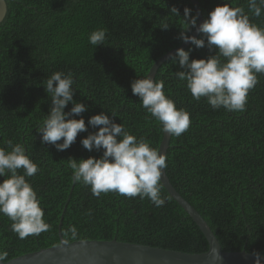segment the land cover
Here are the masks:
<instances>
[{
    "label": "trees",
    "instance_id": "obj_1",
    "mask_svg": "<svg viewBox=\"0 0 264 264\" xmlns=\"http://www.w3.org/2000/svg\"><path fill=\"white\" fill-rule=\"evenodd\" d=\"M20 1L5 0L6 8L8 7L6 15L8 16L6 17L5 15L0 23V147L5 148L6 151H11L6 144L8 140H11L13 144H22L29 158L31 157L30 159L38 165L40 171L34 177L28 178V180L36 191L37 196L40 197H38L40 206L44 209L46 215H44L45 222L50 224L52 221V223L49 231L42 232L39 236H30L21 240L11 230L12 221L8 217L0 215V249L6 250L11 260L24 254L57 246L60 243L58 223L65 208L60 233L62 239L64 241L67 240V243L74 241L116 240L123 243L128 241L131 244L149 245V247L151 245L152 248L163 249L164 247V250L188 254L206 252L208 246L203 235L181 207L167 194L163 186L161 195L166 199V202L162 207L158 208L147 198L141 200L138 196L129 198L114 192H108L110 194L103 193L100 198L95 197L91 194L90 187L71 182L72 171L67 167V160L70 157L77 160H86L89 157L99 159L102 156V150L100 152H96L95 149L92 152L85 151L86 149L80 144L83 138L90 132L98 131V128L93 129L89 126L87 133H79L76 142L64 151H58L50 144H42V134L36 131V128L43 123L45 116L49 114L51 107V99L46 94L44 87L46 86V80L52 73L63 71L65 74L71 73L75 80L73 85L76 90V94L73 96L74 100H79V103L85 104L86 108L88 107L87 111L89 108L91 110L88 113L85 111L80 115L84 120L86 119V126L88 119L94 114L98 115V112H106V114H110V118L111 114L115 113V123H122L126 130L136 136L137 139L144 138L148 142V139H150L151 147L158 149L162 139V128L144 110L140 98L133 95L131 85L136 79L146 78L150 67L157 59L183 43L179 36L182 29L181 20L184 16V9H191L190 15L196 16L189 0ZM196 1L199 3V10L204 21L215 7L223 6L224 3V0ZM225 2L233 7L244 6L245 13H248L249 16L251 15L248 12L247 0H225ZM173 7L178 9L179 16L171 12ZM253 17L252 15L250 16L251 22L264 27V13H262V17ZM165 24L169 27L166 30L162 29ZM97 29H106V40L105 45L96 47L89 43V35ZM194 30L195 28L185 34L192 35ZM196 38H203V35L199 33ZM190 49V60L206 59L208 56L215 54V50L209 51L207 41H205L204 48L197 49L190 44L184 50L189 51ZM5 69L8 71H5ZM179 70L182 69L179 68L178 64L172 63V58H170L159 67L154 78L157 82L164 81L165 95L171 98L175 105L177 104V109L183 108L187 112L190 111V120L192 118L191 126L187 132L180 137L174 135L170 137L165 155L167 167L164 170L166 176L174 189H177L176 191L181 194L180 196L184 197L183 199L190 203L196 211L198 210L197 212L199 215L201 214L202 218L205 217L203 220L205 222L211 221V223H206L214 236H217L216 239L223 252L244 251L248 254L258 252L264 256V150L259 149V147L264 149V74L258 75V84L248 93V105L246 104L244 111L228 112L220 108L218 111L215 110L217 114L211 105L207 103L206 98L202 97L198 101L192 98L184 84L174 76L173 72ZM12 72L14 74H11ZM39 92L42 94H39ZM82 96L84 97L82 98ZM32 102L33 104H31ZM202 103L204 105L205 103L207 104L204 107ZM70 106L72 107L73 105L69 103L64 111H70ZM145 113L146 115H144ZM217 115L218 117H216ZM80 116L72 118L80 119ZM200 119L203 122H200ZM204 121H206V124ZM199 122L202 124L200 125ZM146 123L150 127L149 125L146 127ZM158 135L159 139L157 138ZM208 135L209 137H207ZM226 138H228V141ZM62 142L61 140L58 143ZM212 143L214 144L212 145ZM232 147L235 148L233 149ZM52 158L55 159L53 160ZM20 172L22 174L23 170L21 169ZM258 172L260 173L258 174ZM5 178L7 177H3L0 183ZM199 187H201V190ZM72 194L75 195L73 196ZM61 197L64 198L61 199ZM68 199L69 201L67 202ZM114 199L116 200L114 201ZM202 200L205 202L203 203ZM121 205L122 208L124 207L123 209ZM178 213H181V215ZM213 215L214 217H212ZM236 216L239 217L235 218ZM52 218L53 220H51ZM104 222L107 223L104 224ZM70 226L76 227L78 232L77 239H71L70 233L65 235Z\"/></svg>",
    "mask_w": 264,
    "mask_h": 264
},
{
    "label": "clouds",
    "instance_id": "obj_2",
    "mask_svg": "<svg viewBox=\"0 0 264 264\" xmlns=\"http://www.w3.org/2000/svg\"><path fill=\"white\" fill-rule=\"evenodd\" d=\"M248 12L254 17L264 13V0H247ZM179 16L175 7L171 9ZM191 9H184L179 38L191 43L197 49L207 47L215 55L206 59L190 60V52L177 49L172 63L180 71L174 72L194 100L206 98L213 110L223 108L228 112H242L247 104L248 93L258 84V75L264 74V27L250 21L242 6L233 7L225 2L208 14V18L197 27V16H191ZM167 24L162 29H168ZM203 35L197 39L186 35L191 29ZM106 29H97L89 35V43L105 45ZM75 80L71 73L57 71L46 80L45 91L51 99L49 114L36 131L42 134V144L53 145L58 151L68 149L76 142L79 133L87 132L90 126L98 131L89 133L80 143L89 152L102 150L97 159L77 160L69 158L67 167L72 170L71 182L90 187L91 194L100 197L102 193L114 192L129 198H147L154 206L162 207L166 199L161 195L163 170L167 167L166 156L150 146L144 138L137 139L125 126L114 122L106 112L85 120L72 118L87 111L86 105L73 99ZM165 84L146 77L136 79L132 93L138 96L142 107L161 126L162 131L180 137L188 131L191 120L185 109H177L175 102L164 92ZM73 106L65 112L67 105ZM62 143H58L59 141ZM11 151L0 147V177H7L0 183V215L8 217L11 230L21 240L39 236L50 229L44 220V210L28 178L35 176L39 167L28 155L22 144L6 142ZM23 174H20V170ZM71 239L78 238L75 226L65 233ZM67 243V240L64 241ZM255 264H261V254L252 253ZM219 260V255L215 257ZM0 262L11 264L9 253L0 249Z\"/></svg>",
    "mask_w": 264,
    "mask_h": 264
},
{
    "label": "water",
    "instance_id": "obj_3",
    "mask_svg": "<svg viewBox=\"0 0 264 264\" xmlns=\"http://www.w3.org/2000/svg\"><path fill=\"white\" fill-rule=\"evenodd\" d=\"M192 8L198 17L197 27L204 20L199 10V3L196 0H189ZM5 0H0V23L6 15ZM199 32L195 29L192 36L197 37ZM191 43H182L179 47L167 52L150 67L146 77L153 79L157 70L170 58L175 56L177 49H185ZM171 135L162 131V139L158 146L159 152L166 155ZM3 177L0 178V181ZM162 186L172 200L181 207L192 222L199 229L206 240L208 249L204 253L188 254L177 251L152 248L149 246L123 243L116 240L111 241H74L65 243L60 230L62 224V211L58 223V238L60 243L57 246L41 249L36 252L21 255L11 259V264H255L252 254L244 251L223 252L221 246L211 232L207 223L199 213L186 201L170 184L163 170ZM69 199L67 200V202ZM220 257L216 260L215 257ZM3 264V262H0ZM261 264H264V256L261 255Z\"/></svg>",
    "mask_w": 264,
    "mask_h": 264
},
{
    "label": "bare ground",
    "instance_id": "obj_4",
    "mask_svg": "<svg viewBox=\"0 0 264 264\" xmlns=\"http://www.w3.org/2000/svg\"><path fill=\"white\" fill-rule=\"evenodd\" d=\"M20 1V0H19ZM54 1V0H53ZM61 1V0H60ZM10 2V1H9ZM21 2V1H20ZM46 2V1H45ZM11 3V2H10ZM9 3V4H10ZM23 3V2H22ZM47 3H49L48 1H47ZM54 3V2H53ZM56 3H57V1H56ZM132 3V2H131ZM246 3V2H245ZM12 4V3H11ZM37 4V3H36ZM42 4V3H41ZM62 4V3H61ZM166 4H167V2H166ZM33 5H34V3H33ZM57 5V4H56ZM9 6V5H8ZM16 6V5H15ZM48 6V5H47ZM54 6H55V4H54ZM117 6V5H116ZM12 7V6H11ZM30 7H32V6H30ZM128 7H130V6H128ZM244 7V6H243ZM8 8V7H7ZM13 8V7H12ZM47 8V7H46ZM112 8V7H111ZM127 8V7H126ZM11 9V8H10ZM131 9V8H130ZM116 11V10H115ZM247 12V11H246ZM131 13H132V11H131ZM7 14V13H6ZM14 14V13H13ZM248 14V13H247ZM249 15V14H248ZM8 15H6V17H7ZM12 16V15H11ZM251 16V15H250ZM261 17H262V15H261ZM254 18V17H253ZM256 18V17H255ZM259 19V18H258ZM261 19V18H260ZM130 20H131V18H130ZM253 21V20H252ZM263 21H264V18H263ZM132 22V21H131ZM259 23V22H258ZM130 24V23H129ZM179 24V23H178ZM260 24V23H259ZM263 24V23H262ZM134 25V24H133ZM130 26V25H129ZM133 27V26H132ZM125 28H127V27H125ZM134 29V28H133ZM127 30V29H126ZM122 33V32H121ZM128 33V32H127ZM125 34V33H124ZM199 34V33H198ZM115 36V35H114ZM117 36V35H116ZM129 36V35H128ZM215 55V54H214ZM45 60V59H44ZM58 65V64H57ZM60 65V64H59ZM51 67V66H50ZM52 68V67H51ZM1 69V68H0ZM44 69V68H43ZM71 69V68H70ZM13 70H14V68H13ZM54 70V69H53ZM2 71V70H1ZM5 71H8V70H6L5 69ZM17 71V70H16ZM24 71V70H23ZM180 71V70H179ZM10 72V71H9ZM60 72H63V71H60ZM78 72H80V71H78ZM82 72V71H81ZM14 73H15V71H14ZM13 72L11 73V74H14ZM67 73V72H66ZM69 73V72H68ZM75 73V72H74ZM87 73H90V72H87ZM174 73V72H173ZM1 74V73H0ZM6 74V73H5ZM19 74V73H18ZM81 74V73H80ZM92 74V73H91ZM167 74V73H166ZM16 75V74H15ZM11 76H13V75H11ZM103 76V75H102ZM76 77H78V76H76ZM87 77V76H86ZM80 78V77H79ZM85 78V77H84ZM83 78V79H84ZM12 79V78H11ZM15 79V78H14ZM77 79V78H76ZM18 80V79H17ZM92 80V79H91ZM259 80V79H258ZM1 81V80H0ZM106 81V80H105ZM261 81V80H260ZM83 82H85V81H83ZM264 82V81H263ZM11 83H13V82H11ZM27 83V82H26ZM78 83V82H77ZM76 83V84H77ZM92 83V82H91ZM75 84V85H76ZM82 84V83H81ZM22 85V84H21ZM85 85V84H84ZM16 86V85H15ZM32 86V85H31ZM78 86V85H77ZM90 86V85H89ZM94 86V85H93ZM101 86H103L102 84H101ZM107 86V85H106ZM181 86V85H180ZM88 87V86H87ZM98 87V86H97ZM126 87V86H125ZM182 87V86H181ZM3 88H5V87H3ZM37 88V87H36ZM82 88V87H81ZM85 88V87H84ZM95 88V87H94ZM93 88V89H94ZM99 88H100V86H99ZM98 88V89H99ZM124 88V87H123ZM170 88V87H169ZM178 88V87H177ZM1 89V88H0ZM78 89V88H77ZM101 89V88H100ZM259 89V88H258ZM13 90V89H12ZM21 90V89H20ZM31 90V89H30ZM110 90V89H109ZM256 90V89H255ZM260 90V89H259ZM82 91V90H81ZM99 91V90H98ZM104 91H105V89H104ZM41 92V91H40ZM39 92V94H42V93H40ZM84 92V91H83ZM93 92V91H92ZM97 92V91H96ZM103 92V91H102ZM27 93V92H26ZM105 93V92H104ZM167 93H169V92H167ZM175 93H177V92H175ZM174 93V94H175ZM179 93V92H178ZM257 93V92H256ZM12 94V93H11ZM28 94V93H27ZM26 94V95H27ZM34 94V93H33ZM76 94V93H75ZM74 94V95H75ZM95 94V93H94ZM113 94H114V92H113ZM264 94V93H263ZM1 95H2V93H1ZM9 95V94H8ZM23 95H24V93H23ZM29 95V94H28ZM27 95V96H28ZM180 95V94H179ZM36 96V95H35ZM79 96V95H78ZM127 96V95H126ZM125 96V97H126ZM167 96V95H166ZM178 96V95H177ZM1 97V96H0ZM44 97H45V95H44ZM84 96H82V98H83ZM92 97V96H91ZM117 97V96H116ZM119 97V96H118ZM132 97V96H131ZM26 99H27V97H25ZM120 98V97H119ZM260 98V97H259ZM263 98V97H262ZM1 99V98H0ZM50 99V98H49ZM74 99V98H73ZM87 99V98H86ZM91 99V98H90ZM93 99V98H92ZM261 99V98H260ZM6 100V99H5ZM15 100V99H14ZM30 100V99H29ZM29 100H27V101H29ZM34 100V99H33ZM39 100V99H38ZM76 100V99H75ZM99 100V99H98ZM135 100V99H134ZM43 102H44V100H42ZM79 100H77V102H78ZM84 101H86V100H84ZM100 101V100H99ZM251 101V100H250ZM253 101V100H252ZM5 102V101H4ZM9 102V101H8ZM36 102V101H35ZM46 102V101H45ZM248 102V101H247ZM3 103V102H2ZM39 103V102H38ZM47 103H49V102H47ZM85 103V102H84ZM88 103H90V102H88ZM137 103H138V101H137ZM180 103V102H179ZM178 103V104H179ZM5 104V103H4ZM7 104H10V103H7ZM24 104V103H23ZM30 104V103H29ZM31 104H33V102L31 103ZM46 104V103H45ZM104 104H105V101H104ZM203 104V103H202ZM207 103H205V105H206ZM259 104V103H258ZM258 104H256V105H258ZM37 105V104H36ZM99 105V104H98ZM101 105H103V104H101ZM177 105V104H176ZM187 105V104H186ZM186 105H184V106H186ZM204 105V104H203ZM205 105H204V107H205ZM248 105V104H247ZM43 106H44V104H43ZM88 106V105H87ZM103 106H105V105H103ZM102 106V107H103ZM107 106V105H106ZM140 106V105H139ZM191 106V105H190ZM200 106V105H199ZM71 107V106H70ZM141 107V106H140ZM249 107V106H248ZM67 108V107H66ZM69 108V107H68ZM72 108V107H71ZM88 108V107H87ZM107 108V107H106ZM193 108H194V106H193ZM199 108V107H198ZM246 108V107H245ZM256 108V107H255ZM94 109V108H93ZM96 109H97V107H96ZM139 109V108H138ZM143 109V108H142ZM191 109H192V107H191ZM145 110V109H144ZM188 110V109H187ZM196 110V109H195ZM195 110H194V112H195ZM206 110V109H205ZM88 111H91L90 110V108H89V110ZM88 111H87V113H88ZM198 111V110H197ZM207 111V110H206ZM218 111V110H217ZM102 112V111H101ZM141 112H143V111H141ZM190 112V111H189ZM214 112H216L215 110H214ZM249 112V111H248ZM90 113V112H89ZM92 113H94V112H92ZM207 113V112H206ZM217 113V112H216ZM221 113V112H220ZM86 114V113H85ZM98 114H100L99 112H98ZM143 114V113H142ZM192 114H193V112H192ZM199 114V113H198ZM197 114V115H198ZM218 114V113H217ZM95 115V114H94ZM110 115V114H109ZM144 115H146V113L144 114ZM234 115H237V114H234ZM239 115V114H238ZM243 115V114H242ZM249 115H251V114H249ZM204 116H205V114H204ZM210 116V115H209ZM222 116V115H221ZM81 117V116H80ZM216 117H218V115L216 116ZM237 117V116H236ZM246 117V116H245ZM261 117V116H260ZM202 118V117H201ZM212 118H213V116H212ZM221 118V117H220ZM219 118V119H220ZM224 118V117H223ZM145 119V118H144ZM218 119V118H217ZM225 119V118H224ZM229 119V118H228ZM249 119V118H248ZM86 120V119H85ZM191 120H192V118H191ZM201 120V119H200ZM204 120V119H203ZM151 121V120H150ZM207 121H208V119H207ZM228 121V120H227ZM240 121V120H239ZM252 121V120H251ZM86 122V121H85ZM88 122V121H87ZM192 122V121H191ZM200 122H203L202 120L200 121ZM199 122V123H200ZM206 121H204V123H205ZM245 122V121H244ZM261 122H262V119H261ZM264 122V121H263ZM144 123H145V121H144ZM148 123V122H147ZM147 123H146V127L149 125H147ZM224 123V122H223ZM118 124V123H117ZM195 124H196V122H195ZM202 123H200V125H201ZM206 124V123H205ZM236 124V123H235ZM246 124H248V123H246ZM191 126V125H190ZM215 126V125H214ZM259 126V125H258ZM149 127H150V125H149ZM254 127V126H253ZM264 127V126H263ZM262 127V128H263ZM256 128V127H255ZM197 129V128H196ZM260 129V128H259ZM233 130V129H232ZM97 131V130H96ZM154 131V130H153ZM207 131H208V129H207ZM238 131V130H237ZM242 131V130H241ZM251 131H252V129H251ZM257 131V130H256ZM264 131V130H263ZM217 132V131H216ZM221 132H222V130H221ZM229 132V131H228ZM261 132V131H260ZM87 133V132H86ZM91 133V132H90ZM155 133V132H154ZM198 133V132H197ZM209 133V132H208ZM252 133V132H251ZM259 133V132H258ZM258 133H257V136H258ZM148 134H149V132H148ZM147 134V135H148ZM153 134V133H152ZM187 134V133H186ZM216 134V133H215ZM220 134V133H219ZM238 134V133H237ZM249 134V133H248ZM253 134V133H252ZM225 135V134H224ZM239 135V134H238ZM256 135V134H255ZM259 135H260V133H259ZM262 135H263V133H262ZM86 136V135H85ZM221 136V135H220ZM226 136H228V135H226ZM230 136V135H229ZM253 137H254V135H252ZM261 136V135H260ZM87 137V136H86ZM85 137V138H86ZM159 137V135L157 136V138ZM161 137V136H160ZM183 137V136H182ZM204 137V136H203ZM207 137H209V135L207 136ZM224 137V136H223ZM223 137H222V139H223ZM240 137V136H239ZM28 138V137H27ZM153 138V137H152ZM156 138V137H155ZM230 138V137H229ZM159 139V138H158ZM200 139V138H199ZM221 139V138H220ZM227 139V141H228V138H226ZM225 139V140H226ZM261 139V138H260ZM26 140V139H25ZM149 140V142H150V139H148ZM206 140V139H205ZM230 140H232V139H230ZM240 140V139H239ZM257 140V139H256ZM32 141V140H31ZM158 141V140H157ZM243 141V140H242ZM245 141V140H244ZM255 141V140H254ZM235 142V141H234ZM225 143V142H224ZM236 143H239V142H236ZM41 144V143H40ZM81 144V143H80ZM211 144V143H210ZM214 143H212V145H213ZM242 144V143H241ZM255 144V143H254ZM31 145V144H30ZM37 145V144H36ZM39 145V144H38ZM82 145V144H81ZM182 145V144H181ZM217 145V144H216ZM227 145V144H226ZM239 145V144H238ZM250 145V144H249ZM151 146V145H150ZM259 146V145H258ZM37 147V146H36ZM154 147H156V146H154ZM190 147V146H189ZM201 147V146H200ZM225 147V146H224ZM80 148V147H79ZM186 148V147H185ZM190 148H192V147H190ZM221 148V147H220ZM228 148V147H227ZM233 148V147H232ZM235 148V147H234ZM233 148V149H234ZM32 149V148H31ZM30 149V150H31ZM72 149H73V147H72ZM76 149V148H75ZM177 149V148H176ZM194 149V148H193ZM196 149V148H195ZM200 149V148H199ZM222 149V148H221ZM225 149H226V147H225ZM225 149H223V150H225ZM237 149V148H236ZM259 149L260 150H264V149H261V147H259ZM79 150V149H78ZM212 150H214V149H212ZM220 150V149H219ZM85 151H87V150H85ZM94 151V150H93ZM185 151V150H184ZM188 151V150H187ZM193 151V150H192ZM230 151V150H229ZM233 151V150H232ZM97 152V151H96ZM96 152H94V153H96ZM262 152V151H261ZM169 153V152H168ZM186 153V152H185ZM194 153V152H193ZM264 153V152H263ZM55 154V153H54ZM77 154V153H76ZM87 154V153H86ZM89 154V153H88ZM188 154V153H187ZM258 154V153H257ZM260 154V153H259ZM26 155H28V154H26ZM49 155H51V154H49ZM53 155V154H52ZM191 155V154H190ZM216 155V154H215ZM236 155V154H235ZM241 155V154H240ZM58 156V155H57ZM185 156V155H184ZM186 156H188V155H186ZM223 156V155H222ZM51 157V156H50ZM53 157V156H52ZM193 157V156H192ZM210 157V156H209ZM208 157V158H209ZM221 157V156H220ZM31 158V157H30ZM53 159V158H52ZM55 159V158H54ZM53 159V160H54ZM183 159V158H182ZM187 159V158H186ZM222 159V158H221ZM263 159V158H262ZM202 160V159H201ZM260 160V159H259ZM57 161V160H56ZM207 161V160H206ZM226 161H227V158H226ZM229 161V160H228ZM263 161V160H262ZM60 163V162H59ZM210 163V162H209ZM219 163V162H218ZM223 163V162H222ZM187 164H188V162H187ZM226 164V163H225ZM189 165V164H188ZM223 165V164H222ZM207 166H209V165H207ZM211 166V165H210ZM213 166V165H212ZM226 166V165H225ZM228 166V165H227ZM65 167V166H64ZM218 167V166H217ZM224 167V166H223ZM229 167V166H228ZM227 167V168H228ZM235 168V167H234ZM233 168V169H234ZM237 168V167H236ZM187 169V168H186ZM205 169V168H204ZM243 169V168H242ZM239 170H240V168H239ZM72 171V170H71ZM195 171V170H194ZM203 171V170H202ZM201 171V172H202ZM206 171V170H205ZM63 172H64V169H63ZM21 173V172H20ZM55 173V172H54ZM207 173V172H206ZM260 172H258V174H259ZM22 174H23V172H22ZM62 174V173H61ZM68 174V173H67ZM195 174V173H194ZM201 174V173H200ZM228 174V173H227ZM43 175V174H42ZM64 175H65V173H64ZM72 175V174H71ZM190 175V174H189ZM197 175H198V173H197ZM202 175V174H201ZM229 175V174H228ZM52 176V175H51ZM56 176V175H55ZM54 176V177H55ZM63 176V175H62ZM61 176V177H62ZM69 176V175H68ZM191 176V175H190ZM196 176V175H195ZM205 176V175H204ZM234 176V175H233ZM240 176V175H239ZM259 176V175H258ZM34 177V176H33ZM47 177H49V176H47ZM53 177V176H52ZM65 177H66V175H65ZM65 177H64V179H65ZM208 177V176H207ZM250 177V176H249ZM32 178V177H31ZM43 178V177H42ZM59 178V177H58ZM186 178V177H185ZM237 178V177H236ZM45 179V178H44ZM48 179V178H47ZM68 179V178H67ZM226 179V178H225ZM59 180V179H58ZM171 180H172V178H171ZM170 180V181H171ZM187 180V179H186ZM229 180V179H228ZM233 180V179H232ZM242 180V179H241ZM177 181H178V179H177ZM222 181V180H221ZM238 181V180H237ZM264 181V180H263ZM212 182V181H211ZM215 182V181H214ZM217 182V181H216ZM219 182V181H218ZM239 182V181H238ZM242 182V181H241ZM172 183V182H171ZM179 183V182H178ZM181 183V182H180ZM208 183V182H207ZM52 184V183H51ZM58 184V183H57ZM67 184H69V183H67ZM173 184H175V183H173ZM177 184V183H176ZM206 184V183H205ZM204 184V185H205ZM216 184V183H215ZM223 184V183H222ZM236 184V183H235ZM186 185V184H185ZM214 185V184H213ZM213 185H212V187H213ZM226 185V184H225ZM59 186V185H58ZM195 186V185H194ZM199 186V185H198ZM217 186H219V185H217ZM229 186V185H228ZM55 187V186H54ZM50 188H52V187H50ZM82 188V187H81ZM80 188V189H81ZM185 188V187H184ZM197 188V187H196ZM200 188V190H201V187H199ZM208 188H209V186H208ZM214 188V187H213ZM223 188V187H222ZM53 189V188H52ZM67 189V188H66ZM204 189V188H203ZM82 190V189H81ZM86 190H88V189H86ZM177 190V189H176ZM196 190V189H195ZM208 190V189H207ZM179 191V190H178ZM223 191V190H222ZM233 191H235V190H233ZM60 192V191H59ZM73 192V191H72ZM210 192H212L211 190H210ZM58 193V192H57ZM64 193V192H63ZM73 193H75V192H73ZM87 193V192H86ZM89 193H90V191H89ZM192 193V192H191ZM213 193V192H212ZM103 194V193H102ZM108 194H110V193H108ZM114 194V193H113ZM200 194V193H199ZM41 195V194H40ZM44 195H46V194H44ZM48 195V194H47ZM46 195V196H47ZM73 195V194H72ZM75 195V194H74ZM73 195V196H74ZM91 195V194H90ZM181 195V194H180ZM42 196V195H41ZM49 196V195H48ZM51 196H53V195H51ZM81 196V195H80ZM92 196V195H91ZM105 196V195H104ZM103 196V197H104ZM107 196V195H106ZM167 196V195H166ZM198 196V195H197ZM37 197H39V196H37ZM58 197V196H57ZM72 197V196H71ZM114 197V196H113ZM120 197V196H119ZM40 198V197H39ZM38 198V199H39ZM45 198V197H44ZM62 198H64V197H61V199ZM88 198V197H87ZM100 198V197H99ZM184 198V197H183ZM187 198V197H186ZM209 198V197H208ZM56 199V198H55ZM190 199V198H189ZM199 199V198H198ZM40 200V199H39ZM64 200V199H63ZM84 200V199H83ZM90 200V199H89ZM101 200V199H100ZM104 200V199H103ZM102 200V201H103ZM110 200V199H109ZM116 199H114V201H115ZM191 200V199H190ZM196 200V199H195ZM43 201V200H42ZM59 201V200H58ZM76 201V200H75ZM92 201V200H91ZM90 201V202H91ZM106 201V200H105ZM111 201H113V200H111ZM119 201V200H118ZM120 201H122V200H120ZM192 201H193V199H192ZM207 201V200H206ZM62 202V201H61ZM92 202H94V201H92ZM97 202V201H96ZM127 202H129V200H127ZM142 202V201H141ZM190 202V201H189ZM202 202L204 203L205 201H203L202 200ZM47 203V202H46ZM66 203V202H65ZM89 203V202H88ZM100 203V202H99ZM122 203V202H121ZM49 204V203H48ZM56 204V203H55ZM94 204H96V203H94ZM102 204V203H101ZM140 204V203H139ZM190 204V203H189ZM62 205V204H61ZM87 205V204H86ZM126 205V204H125ZM124 205V206H125ZM44 206V205H43ZM55 206V205H54ZM195 206V205H194ZM197 206V205H196ZM90 207V206H89ZM100 207V206H99ZM115 207H116V205H115ZM119 207V206H118ZM221 207V206H220ZM103 208V207H102ZM110 208V207H109ZM113 208V207H112ZM121 208H122V205H121ZM120 208V209H121ZM124 208V207H123ZM122 208V209H123ZM143 208V207H142ZM174 208V207H173ZM201 208V207H200ZM199 208V209H200ZM236 208V207H235ZM235 208H234V212H235ZM85 209V208H84ZM149 209V208H148ZM222 209H225V208H222ZM227 209V208H226ZM231 209V208H230ZM44 210V209H43ZM60 210V209H59ZM107 210V209H106ZM212 210V209H211ZM232 210V209H231ZM55 211V210H54ZM92 211V210H91ZM110 211V210H109ZM115 211V210H114ZM120 211V210H119ZM130 211V210H129ZM141 211V210H140ZM143 211V210H142ZM198 211V210H197ZM204 211V210H203ZM244 211H245V209H244ZM88 212V211H87ZM100 212V211H99ZM103 212H105V211H103ZM117 212V211H116ZM122 212V211H121ZM126 212V211H125ZM124 212V213H125ZM174 212V211H173ZM176 212H177V209H176ZM179 212H181V211H179ZM199 212H201V211H199ZM239 212V211H238ZM56 213V212H55ZM108 213V212H107ZM127 213V212H126ZM49 214V213H48ZM116 214V213H115ZM152 214V213H151ZM178 214H180L181 215V213H178ZM216 214V213H215ZM229 214V213H228ZM233 214V213H232ZM139 215V214H138ZM201 215V214H200ZM211 215V214H210ZM218 215V214H217ZM46 216V215H45ZM48 216V215H47ZM54 216V215H53ZM93 216V215H92ZM95 216H97L96 214H95ZM103 216H105V215H103ZM112 216V215H111ZM130 216V215H129ZM145 216V215H144ZM152 216V215H151ZM216 216V215H215ZM219 216V215H218ZM240 216V215H239ZM239 216H236L235 218H237V217H239ZM244 216V215H243ZM242 216V217H243ZM248 216V215H247ZM87 217V216H86ZM100 217V216H99ZM102 217V216H101ZM106 217H107V215H106ZM121 217V216H120ZM212 217H214V215L212 216ZM57 218V217H56ZM85 218V217H84ZM94 218V217H93ZM140 218H141V216H140ZM167 218V217H166ZM178 218V217H177ZM203 218H205V217H203ZM222 218V217H221ZM225 218V217H224ZM234 218V217H233ZM256 218V217H255ZM259 218V217H258ZM262 218V217H261ZM95 219V218H94ZM122 219V218H121ZM130 219V218H129ZM128 219V220H129ZM227 219V218H226ZM245 219V218H244ZM257 219V218H256ZM255 219V220H256ZM47 220V219H46ZM50 220V219H49ZM51 220H53V218L51 219ZM54 220H55V218H54ZM100 220V219H99ZM110 220V219H109ZM109 220H108V223H109ZM120 220V219H119ZM132 220V219H131ZM167 220H168V218H167ZM246 220V219H245ZM97 221V220H96ZM95 221V222H96ZM217 221V220H216ZM254 221V220H253ZM50 222V221H49ZM163 222V221H162ZM190 222V221H189ZM206 222H209V221H206ZM213 222V221H212ZM52 223V221L50 222V224ZM103 223V222H102ZM105 223H107V222H104V224ZM127 223V222H126ZM180 223V222H179ZM185 223V222H184ZM209 223H211V221L209 222ZM221 223V222H220ZM251 223H253V222H251ZM129 224H130V222H129ZM129 224H128V226H129ZM160 224V223H159ZM158 224V225H159ZM172 224H173V222H172ZM186 224V223H185ZM188 224V223H187ZM241 224V223H240ZM94 225V224H93ZM98 225H99V223H98ZM102 225V224H101ZM181 225H184V224H181ZM180 225V226H181ZM224 225H226L225 223H224ZM230 225V224H229ZM232 225V224H231ZM250 225V224H249ZM255 225V224H254ZM103 226V225H102ZM108 226V225H107ZM128 226H126V228H128ZM185 226V225H184ZM184 226H183V228H184ZM105 227V226H104ZM122 227V226H121ZM156 227H157V225H156ZM173 227H174V225H173ZM182 227V226H181ZM226 227V226H225ZM259 227V226H258ZM107 228V227H106ZM164 228V227H163ZM162 228V229H163ZM174 228H176V227H174ZM219 228V227H218ZM230 228V227H229ZM242 228V227H241ZM104 229V228H103ZM111 229V228H110ZM129 229V228H128ZM127 229V230H128ZM168 229V228H167ZM186 229V228H185ZM221 229V228H220ZM124 230V229H123ZM123 230H121L122 232H123ZM235 230V229H234ZM255 230V229H254ZM257 230V229H256ZM101 231H102V229H101ZM105 231V230H104ZM107 231H108V229H107ZM118 231V230H117ZM120 231V232H121ZM191 231V230H190ZM194 231V230H193ZM248 231V230H247ZM119 232V233H120ZM182 232H184V231H182ZM234 232V231H233ZM102 233V232H101ZM161 233V232H160ZM180 233V232H179ZM193 233V232H192ZM218 233V232H217ZM236 233H237V231H236ZM99 234V233H98ZM107 234V233H106ZM174 234H175V232H174ZM191 234V233H190ZM227 234V233H226ZM225 234V235H226ZM166 235V234H165ZM193 235V234H192ZM197 235V234H196ZM237 235V234H236ZM243 235V234H242ZM91 236V235H90ZM108 236V235H107ZM123 236V235H122ZM159 236H161V235H159ZM233 236V235H232ZM258 236V235H257ZM102 237V236H101ZM119 237V236H118ZM153 237V236H152ZM180 237V236H179ZM217 237V236H216ZM220 237V236H219ZM221 237H222V233H221ZM224 237V236H223ZM99 238V237H98ZM117 238V237H116ZM168 238V237H167ZM242 238V237H241ZM91 239V238H90ZM103 239V238H102ZM108 239V238H107ZM118 239V238H117ZM178 239V238H177ZM184 239V238H183ZM190 239V238H189ZM249 239V238H248ZM251 239H252V236H251ZM262 239V238H261ZM153 240V239H152ZM168 240V239H167ZM223 240V239H222ZM264 240V239H263ZM180 241V240H179ZM192 241V240H191ZM229 241V240H228ZM247 241V240H246ZM168 242V241H167ZM166 242V243H167ZM187 242V241H186ZM250 242V241H249ZM127 243H128V241H127ZM228 243V242H227ZM238 243V242H237ZM242 243V242H241ZM173 244V243H172ZM236 244V243H235ZM234 244V245H235ZM157 245V244H156ZM170 245V244H169ZM242 245V244H241ZM147 246V245H146ZM149 246V245H148ZM233 246V245H232ZM251 246V245H250ZM250 246H247V247H250ZM150 247H151V245H150ZM155 247V246H154ZM176 247V246H175ZM183 247V246H182ZM230 247V246H229ZM167 248H169L168 246H167ZM174 248V247H173ZM237 248V247H236ZM241 248V247H240ZM162 249V248H161ZM163 249H164V247H163ZM171 249H172V247H171ZM259 249V248H258ZM230 250V249H229ZM256 250V249H255Z\"/></svg>",
    "mask_w": 264,
    "mask_h": 264
}]
</instances>
